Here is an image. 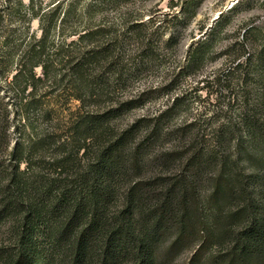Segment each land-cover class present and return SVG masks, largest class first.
<instances>
[{"label":"trees","instance_id":"trees-1","mask_svg":"<svg viewBox=\"0 0 264 264\" xmlns=\"http://www.w3.org/2000/svg\"><path fill=\"white\" fill-rule=\"evenodd\" d=\"M30 1L29 20H38L40 35L26 28L22 64L11 81L28 98L21 110L39 106L37 86L43 82L65 85L79 105L68 111L66 135L34 133L28 143L7 142L0 229L8 228L1 235L0 264H167L198 236L201 244L189 264H264V44L250 45L253 53L245 62L244 46L232 55L235 70L246 66L247 78L253 75L263 87L253 101L247 88L240 122L217 132L219 147L200 148L196 135L191 143L180 137L177 147L158 150L159 123L182 98L121 133L112 127L151 93L115 97L131 65L143 71L153 62V41L137 29L143 25L133 26L125 40L111 27H76L68 34L74 40L52 43L63 66L58 75L48 50L52 30L67 15L61 17V3L40 14ZM26 8L19 0L15 11ZM234 9L216 24L229 21ZM258 31L263 29H248L243 41ZM2 33L9 40L10 31ZM173 40L165 41V49ZM210 45L205 35L193 42L182 73L199 69L206 58L203 47ZM51 115L43 112L47 119ZM247 163L254 166L249 172ZM206 245L211 250L202 263Z\"/></svg>","mask_w":264,"mask_h":264},{"label":"rangeland","instance_id":"rangeland-1","mask_svg":"<svg viewBox=\"0 0 264 264\" xmlns=\"http://www.w3.org/2000/svg\"><path fill=\"white\" fill-rule=\"evenodd\" d=\"M18 1L0 0V137L3 133L7 137L0 139V170L9 165L11 149L7 147V142L11 145L21 139L28 143L34 133L66 135L68 111L79 105L68 94L65 85L43 82L37 86L36 100L40 102L39 106L31 107L27 112L21 110V104L26 103L28 98L21 95L20 88L13 86L11 81L22 64L21 46L26 28L30 26L31 31L38 35L40 30L38 20H29L31 1L22 0L27 8L17 12ZM58 3H61V17L67 16L52 30L48 50L52 60H55L58 75L63 66L55 58L52 43L74 40L68 34L76 27H111L125 40L133 26L142 24L137 29L143 30V35H148L153 41L155 53L152 64L143 71L131 65L126 73V82L117 86L115 97L120 101L151 90L145 96L143 105L112 122L117 133L128 129L144 116H159L179 97L182 100L178 107L159 123L163 143L158 150L177 147L180 137H185L191 143L197 138L196 135L199 136L200 148L217 149L222 135L217 132L231 123L240 122L247 88L252 101L262 91V82L251 74L247 78L246 66L242 70H235L232 55L240 46H244L246 54L241 59L245 62L253 53L250 45L264 44V0H34V11L41 14ZM232 7L235 9L230 20L216 24L220 15ZM252 27H261L263 31L253 32L247 42L243 41V35ZM5 29L10 31L8 45L3 40L2 32ZM204 35L209 36L211 45L210 48L203 47L206 52L203 65L196 71L182 73L190 46ZM168 39H174L171 49L164 47ZM139 61L136 60L137 65ZM37 73L42 75V70L37 69ZM245 79L247 84L244 83ZM172 80L175 82L172 83ZM104 102H107L105 98ZM46 109L52 111L50 119L43 116ZM240 135L246 138L244 131ZM237 143L235 136L232 145L236 146ZM260 150L264 153V142ZM243 167L249 172L254 166L247 163ZM214 172L217 174V170ZM234 225L239 226L237 222ZM7 228V225L1 227L0 241L2 231ZM200 244L201 237L198 236L192 243H187L182 252L170 257L167 264H189ZM210 250L211 247L206 245L201 252L202 263L208 260Z\"/></svg>","mask_w":264,"mask_h":264}]
</instances>
